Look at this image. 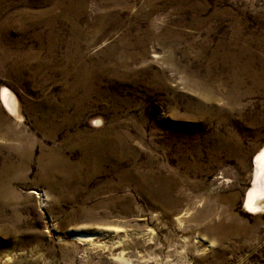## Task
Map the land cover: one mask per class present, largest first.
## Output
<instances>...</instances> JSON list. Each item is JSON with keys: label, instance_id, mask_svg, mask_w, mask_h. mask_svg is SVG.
Listing matches in <instances>:
<instances>
[{"label": "rangeland", "instance_id": "1", "mask_svg": "<svg viewBox=\"0 0 264 264\" xmlns=\"http://www.w3.org/2000/svg\"><path fill=\"white\" fill-rule=\"evenodd\" d=\"M263 147L264 0H0V264H264Z\"/></svg>", "mask_w": 264, "mask_h": 264}, {"label": "bare ground", "instance_id": "2", "mask_svg": "<svg viewBox=\"0 0 264 264\" xmlns=\"http://www.w3.org/2000/svg\"><path fill=\"white\" fill-rule=\"evenodd\" d=\"M2 104L10 109L15 108L8 92L2 96ZM243 200L245 212L254 214L264 209V147L254 156L251 186ZM73 238L78 241H92L95 234H76Z\"/></svg>", "mask_w": 264, "mask_h": 264}]
</instances>
